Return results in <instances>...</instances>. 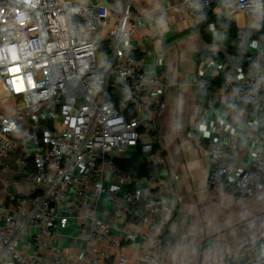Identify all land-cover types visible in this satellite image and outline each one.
<instances>
[{
    "label": "built area",
    "instance_id": "built-area-1",
    "mask_svg": "<svg viewBox=\"0 0 264 264\" xmlns=\"http://www.w3.org/2000/svg\"><path fill=\"white\" fill-rule=\"evenodd\" d=\"M181 1L201 19L222 6L232 15L255 17L259 27L264 25V0ZM132 2L0 0V101L8 98L13 104L10 111L0 104V171L10 170L7 158L21 133L24 142L33 145L32 164L26 169L31 191L10 195L9 212L0 208V264H75L57 249L49 260L41 249H52L53 238L68 226L89 193L94 205L104 194L115 214L134 217L148 230L124 229L118 238L109 223L92 213L79 223V238L91 245L88 264L155 263L162 244L156 219L171 217L175 206L162 190L142 187L140 178L115 163L130 148L152 159L158 129L146 110L144 91L153 89L151 103L158 115L167 106L162 99L164 78L145 71L143 59L130 53L132 35L143 23ZM237 35L243 38L244 30L238 29ZM258 46L264 50L260 40ZM199 73L205 76L204 69ZM117 89L122 92L119 101ZM216 89L235 115L263 129L264 66L259 55L248 58L242 81L227 74ZM208 154V190L221 194L228 189L243 200L264 191V140L244 166L238 162L235 141L215 142ZM108 178L130 186L122 193L111 191L105 186ZM140 237L145 246L138 257L129 260L112 253L113 247ZM96 242L107 247L99 248ZM251 264H264V257Z\"/></svg>",
    "mask_w": 264,
    "mask_h": 264
},
{
    "label": "crops",
    "instance_id": "crops-1",
    "mask_svg": "<svg viewBox=\"0 0 264 264\" xmlns=\"http://www.w3.org/2000/svg\"><path fill=\"white\" fill-rule=\"evenodd\" d=\"M132 5L143 23L132 35L130 53L143 59L145 71L158 73L166 83L162 99L167 106L160 115L151 103L153 89L144 91L146 110L158 129L152 159L147 160L158 166L159 172L154 177H139L140 185L162 190L167 202L175 206L171 217L156 219L162 244L153 264H251L253 259L264 257V191L243 200L228 189L221 194L208 190V149L215 142L228 145L235 141L240 152L238 162L244 166L253 148L264 140V127L235 115L216 87L204 88L202 84L212 77L222 81L227 74L242 81L252 54L259 55L264 66V50L255 37L262 26L255 17L232 15L222 6L201 19L181 0H133ZM230 22L237 31L244 30L248 55L236 56L229 51ZM201 69L205 70L204 77ZM24 140L21 133L15 140L16 149L7 158L10 170L0 171V208L5 207L4 213L9 212L10 195L21 196L32 189L26 169L32 164L29 152L33 145ZM136 152L130 148L125 157L116 159H131ZM105 186L122 193L130 185L108 178ZM93 197L89 193L68 226L55 235L52 249H41L46 258L53 260L57 249L75 264H88L91 245L79 238V223L90 219L92 213L109 223L118 238L124 229L136 233L148 230L134 217L115 214L104 194L95 205ZM139 241L121 243L111 251L132 260L143 245L142 237ZM95 245L107 247L103 242Z\"/></svg>",
    "mask_w": 264,
    "mask_h": 264
},
{
    "label": "trees",
    "instance_id": "trees-1",
    "mask_svg": "<svg viewBox=\"0 0 264 264\" xmlns=\"http://www.w3.org/2000/svg\"><path fill=\"white\" fill-rule=\"evenodd\" d=\"M228 27L231 32L230 39V52L236 56H246L249 54L248 51V40L246 38H240L237 35V30L235 29L232 22L228 24ZM205 29V27L203 28ZM255 37L259 38L264 44V25L255 33ZM221 81H207L205 82L206 88H214L220 84ZM117 99L122 97V92L117 89ZM115 163L122 169H124L127 173L134 177H154L158 174L159 168L154 165L152 162H149L147 158L142 154V152L137 149V152L131 159L121 160L116 159Z\"/></svg>",
    "mask_w": 264,
    "mask_h": 264
},
{
    "label": "rangeland",
    "instance_id": "rangeland-1",
    "mask_svg": "<svg viewBox=\"0 0 264 264\" xmlns=\"http://www.w3.org/2000/svg\"><path fill=\"white\" fill-rule=\"evenodd\" d=\"M99 63L102 64L105 62L104 54L103 52L99 53ZM0 104L2 106V109H5L6 111H10L12 109V101L10 99H2L0 101Z\"/></svg>",
    "mask_w": 264,
    "mask_h": 264
},
{
    "label": "bare ground",
    "instance_id": "bare-ground-1",
    "mask_svg": "<svg viewBox=\"0 0 264 264\" xmlns=\"http://www.w3.org/2000/svg\"><path fill=\"white\" fill-rule=\"evenodd\" d=\"M1 90V89H0Z\"/></svg>",
    "mask_w": 264,
    "mask_h": 264
}]
</instances>
